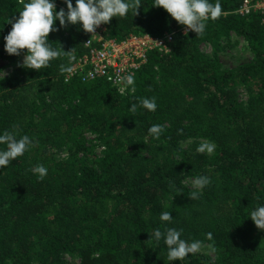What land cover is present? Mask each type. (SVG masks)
I'll list each match as a JSON object with an SVG mask.
<instances>
[{
    "label": "trees",
    "instance_id": "trees-1",
    "mask_svg": "<svg viewBox=\"0 0 264 264\" xmlns=\"http://www.w3.org/2000/svg\"><path fill=\"white\" fill-rule=\"evenodd\" d=\"M242 1L219 0L222 15L199 36L182 34L184 26L154 0H139L136 15L130 9L112 18L105 27L117 40L173 34L170 52L151 53L135 92L126 95L102 80L66 82L59 67L66 57L39 71L14 62V76L0 78V133L28 135L33 145L0 168V264H68L67 257L79 264H169L163 241L149 239L163 230L162 211L181 238L200 240L215 254L170 264H264V230L249 219L264 205V15L240 16ZM23 2L0 0L3 47ZM55 25L49 42L73 49L76 60L85 32L79 24ZM232 34L244 38L253 59L225 70L217 52ZM203 44L213 47L212 57L201 52ZM153 97L154 112L139 107L140 98ZM153 124L163 126L158 139L148 134ZM86 135L102 148L90 165L80 156ZM188 140L211 142L214 152L192 153L182 145ZM62 149L67 155L57 159L52 150ZM38 164L47 169L42 180L33 172ZM201 175L211 183L190 199L185 182Z\"/></svg>",
    "mask_w": 264,
    "mask_h": 264
},
{
    "label": "clouds",
    "instance_id": "clouds-1",
    "mask_svg": "<svg viewBox=\"0 0 264 264\" xmlns=\"http://www.w3.org/2000/svg\"><path fill=\"white\" fill-rule=\"evenodd\" d=\"M23 2V0H22ZM66 6L56 10L55 0H26L23 2L22 10L19 11L18 18L11 23V29L7 35L3 36L4 51L9 56H21L23 52L22 63L18 67L31 70L49 69L51 61L66 57L67 62L60 64L62 73L72 71L71 64L75 60L73 49L65 52L61 47H52L48 36L50 32H56L58 28L55 22H59L61 28L68 25L79 24L81 29L88 34L95 35L96 29L102 24H109L112 18H125L132 9L135 12L140 7L139 0H75L73 6L72 0H62ZM162 8L178 25L185 26L186 31L190 30L197 36L202 35L206 28V22L216 20L222 15L219 0L215 3L210 0H154V6ZM60 46V45H59ZM26 50V51H24ZM0 75L4 77L5 73L0 70ZM117 85L121 82L125 85L119 87L120 93H125L126 89L135 92L134 75L129 73L117 78ZM130 86V87H129ZM139 107L154 112L157 104L155 98H140ZM137 104L130 106V111H137ZM163 132V126L153 124L148 128V134L158 139ZM0 168L7 167L18 157L23 156L30 150L33 141L28 135L17 138L14 132L4 131L0 133ZM215 145L211 142L198 145L197 152L212 153ZM38 174V179H44L47 169L43 165H36L33 169ZM211 183L210 178L201 175L192 182L190 199H198L202 191ZM250 220L257 229L264 230V205H258L250 213ZM159 220L163 226L153 230L149 239L154 240L157 244L163 241L167 247V260L170 262L186 261V257L198 253L202 248L200 240L189 242L182 237V230L175 227H168L173 223L169 211H162L159 214ZM211 238V234H208Z\"/></svg>",
    "mask_w": 264,
    "mask_h": 264
},
{
    "label": "built area",
    "instance_id": "built-area-1",
    "mask_svg": "<svg viewBox=\"0 0 264 264\" xmlns=\"http://www.w3.org/2000/svg\"><path fill=\"white\" fill-rule=\"evenodd\" d=\"M237 13L242 17L252 13L264 15V0H243ZM179 31L182 34H195L190 30L186 31L185 26ZM85 35L84 51L76 58L65 81L76 78L82 82L102 80L121 95H126L130 90L120 93L119 87L125 85L122 82L117 85V78L131 73L135 79L139 70L148 63L149 55L153 52L169 53L173 40V34L168 32L159 37L141 34L117 40L108 36L104 24L96 29L94 36L88 33Z\"/></svg>",
    "mask_w": 264,
    "mask_h": 264
},
{
    "label": "rangeland",
    "instance_id": "rangeland-1",
    "mask_svg": "<svg viewBox=\"0 0 264 264\" xmlns=\"http://www.w3.org/2000/svg\"><path fill=\"white\" fill-rule=\"evenodd\" d=\"M201 52L206 57H212L214 53V49L209 44H203L200 47ZM0 70H3L5 73L4 77L0 75V78H8L14 76V62L18 64L22 63L23 55L17 56H9L5 53L4 47L0 45ZM217 55L222 63V66L225 70H233L238 68L240 65L250 62L253 59V55L247 45V42L244 40L243 37L232 34L229 39H224L220 42V50L217 52ZM238 99L246 103L247 102V94L244 89H238ZM84 147L87 151L82 153L80 156L83 157V160L90 165V161L92 160L93 156H101L102 155V148L96 143L94 137L92 135H86L84 137ZM207 143L205 141H200L199 144H195L193 140H188L182 143L183 147L187 150L190 149V152L194 153L197 152L196 148L198 145ZM192 150V151H191ZM55 154L57 159H63L67 155V151L65 149L62 150H52ZM214 152V151H213ZM212 152V153H213ZM212 153L204 152V154L211 155ZM193 180H188L185 184L188 188L192 189ZM193 190V189H192ZM199 255H205L214 259L215 254L208 248L207 245H202L201 250L196 253ZM68 264H79L78 259H72L70 257L66 258Z\"/></svg>",
    "mask_w": 264,
    "mask_h": 264
}]
</instances>
